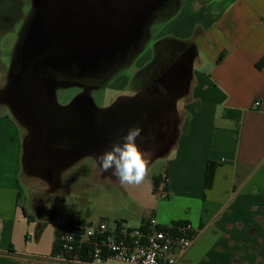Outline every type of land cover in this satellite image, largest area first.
Listing matches in <instances>:
<instances>
[{
  "label": "crops",
  "instance_id": "0c3cea01",
  "mask_svg": "<svg viewBox=\"0 0 264 264\" xmlns=\"http://www.w3.org/2000/svg\"><path fill=\"white\" fill-rule=\"evenodd\" d=\"M153 1L139 5V12L148 8V18L138 48L90 77L148 52L141 67L153 69L138 92L143 96L152 84L162 86L159 77L170 70V89L160 91L170 95L167 111L152 118L145 135L165 128L169 133L155 139L146 180L124 186L103 171L96 157L112 142L101 129L97 140L85 143L104 177L87 199L88 210L73 211L76 201L68 211L48 205L31 195L26 170L34 169L24 161L20 123L0 109V264H68L51 258L62 216L129 227L151 217L162 225L189 221L199 232L175 264H264V65L257 66L264 56V0ZM0 99L11 111L8 97ZM137 143L149 146L139 138ZM158 162V171H151ZM209 162L217 166L206 187ZM164 176L167 196L159 193Z\"/></svg>",
  "mask_w": 264,
  "mask_h": 264
},
{
  "label": "flooded vegetation",
  "instance_id": "af4514ba",
  "mask_svg": "<svg viewBox=\"0 0 264 264\" xmlns=\"http://www.w3.org/2000/svg\"><path fill=\"white\" fill-rule=\"evenodd\" d=\"M144 1L12 0L14 6L4 12L0 0V20L8 23L3 32L14 30V39L0 38V70L18 74L15 82L18 89L8 100L31 107L33 114L37 109L44 114L50 102L58 103L45 93L44 78L56 73L95 77L106 66L132 54L139 46L148 18V8L139 12ZM3 24L0 21V30ZM4 44L9 51L7 65L1 62ZM159 81L170 89L172 77L168 68L163 70ZM156 89L153 84L140 99L114 105L106 111L70 110L54 117L64 122L70 136H74L76 143L71 145L74 147L97 140L101 129L111 135L112 143L133 126L141 127L145 135L152 118L168 108L170 95ZM168 130L159 129L155 137L163 139Z\"/></svg>",
  "mask_w": 264,
  "mask_h": 264
},
{
  "label": "rangeland",
  "instance_id": "374dc122",
  "mask_svg": "<svg viewBox=\"0 0 264 264\" xmlns=\"http://www.w3.org/2000/svg\"><path fill=\"white\" fill-rule=\"evenodd\" d=\"M1 2L4 6V12L14 6L12 0H1ZM0 21L2 24L4 23L2 26L4 28L0 30V38L4 40L14 39V30L3 32L8 23L7 21ZM16 23L20 22L17 21ZM1 48V62L7 65L9 62L7 57L8 48L6 44ZM143 52H141L143 56L140 61L135 59L129 65L123 68L119 66L102 77H96V79H91L87 74L81 76L63 73L49 75V79L44 78L45 93L51 94L57 100L60 108L59 112L64 114H67L66 111L70 110L72 113H79L82 110L86 113H96L99 112L97 108L110 109L126 97H130L131 101L140 99L142 96L138 92L148 85L152 74L150 72L153 69L152 66L147 68L148 64L143 68L141 67L142 64L148 62L149 58L148 52ZM16 77H18V74H7L5 69L0 70V94L9 97L16 92L18 89V85L15 83ZM46 82L53 83H49V85L47 83L46 85ZM123 83L125 85L121 88ZM155 87H157L156 90L161 92H164V88H166L157 83ZM87 103H91L94 108ZM10 104L11 111L5 106H0V109L4 112H10L21 125L24 137V161L27 163L30 160L33 147L42 145V148H44L38 152L37 157H33L35 167H38L37 170L35 169L33 172L26 170L28 180L33 184L34 190L31 195L35 198H43L46 204L55 205L61 210H63L62 207L66 209L70 201H76L77 203V205L73 203L71 206L73 211L75 209L84 212L88 210L87 199L99 184L104 183V177L101 175L102 170L94 156L87 152L86 146H71L76 143V139L74 136H70L71 133L66 128L46 129L40 125L29 106L26 107L22 103L17 104L13 99H11ZM153 130L156 131V125ZM42 134L45 136V144L42 139L38 140V137L41 138ZM158 164L160 162L156 166H152L151 171H158ZM91 208L93 207L91 206ZM95 209H98V207L95 206Z\"/></svg>",
  "mask_w": 264,
  "mask_h": 264
},
{
  "label": "built area",
  "instance_id": "2783aa9c",
  "mask_svg": "<svg viewBox=\"0 0 264 264\" xmlns=\"http://www.w3.org/2000/svg\"><path fill=\"white\" fill-rule=\"evenodd\" d=\"M260 100L255 102L256 106ZM167 177L159 185V193L167 196ZM198 229L193 223L175 222L162 225L157 218L129 227L112 226L108 220L72 222L62 217L56 229V242L51 258L68 264H108L115 260L124 264H175L194 243Z\"/></svg>",
  "mask_w": 264,
  "mask_h": 264
},
{
  "label": "clouds",
  "instance_id": "9594fccd",
  "mask_svg": "<svg viewBox=\"0 0 264 264\" xmlns=\"http://www.w3.org/2000/svg\"><path fill=\"white\" fill-rule=\"evenodd\" d=\"M142 131L139 126L128 128L126 133L120 134L116 142L96 157L103 171L111 172L121 185H141L149 174V165L156 153V137L151 133L142 135ZM138 138L149 146L142 149L137 143Z\"/></svg>",
  "mask_w": 264,
  "mask_h": 264
},
{
  "label": "water",
  "instance_id": "95a60500",
  "mask_svg": "<svg viewBox=\"0 0 264 264\" xmlns=\"http://www.w3.org/2000/svg\"><path fill=\"white\" fill-rule=\"evenodd\" d=\"M18 104V103H17ZM26 106V105H25ZM27 107V106H26ZM32 107H33V105H32ZM31 108V107H30ZM34 108H36L35 106H34ZM59 104L58 103H54V102H50V105H49V108H48V110H47V112L46 113H44V114H42L41 112H40V110L39 109H37L36 110V113L34 114L35 116H36V118L38 119V121H39V123H40V125L41 126H43L44 128H48V129H51V130H54V129H60V128H65L64 126H65V124H64V122L62 123V122H60L59 120L60 119H58V118H56L55 119V117H54V115L55 114H57V115H59V114H64V113H60L59 112ZM68 110H70V109H68ZM66 112H68V111H66ZM32 113V112H31ZM50 127V128H49ZM44 134H42L41 135V138H40V136L38 137V140L39 139H42V141H44V137L45 136H43ZM37 140V141H38ZM38 144V143H37ZM44 144H45V141H44ZM44 148H42V145H39V146H35V147H33V149H32V153H31V158H30V160L28 161V164H29V166L32 168V169H36L37 170V168L38 167H35L36 165H35V162H34V160H33V157H37V155H38V152L40 151V150H43Z\"/></svg>",
  "mask_w": 264,
  "mask_h": 264
},
{
  "label": "trees",
  "instance_id": "16d2710c",
  "mask_svg": "<svg viewBox=\"0 0 264 264\" xmlns=\"http://www.w3.org/2000/svg\"><path fill=\"white\" fill-rule=\"evenodd\" d=\"M264 65V56L258 61L257 66L262 67ZM216 164L213 162H209L207 166V172L205 177V185L206 187H210L213 184L214 176H215V170H216ZM155 191V189H154Z\"/></svg>",
  "mask_w": 264,
  "mask_h": 264
},
{
  "label": "bare ground",
  "instance_id": "6f19581e",
  "mask_svg": "<svg viewBox=\"0 0 264 264\" xmlns=\"http://www.w3.org/2000/svg\"><path fill=\"white\" fill-rule=\"evenodd\" d=\"M116 130V129H115ZM117 132V131H116Z\"/></svg>",
  "mask_w": 264,
  "mask_h": 264
}]
</instances>
